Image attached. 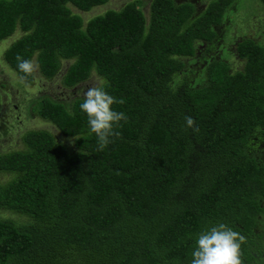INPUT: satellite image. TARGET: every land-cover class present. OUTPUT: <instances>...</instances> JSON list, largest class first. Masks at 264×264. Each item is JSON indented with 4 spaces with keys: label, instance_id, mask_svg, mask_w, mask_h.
Returning a JSON list of instances; mask_svg holds the SVG:
<instances>
[{
    "label": "trees",
    "instance_id": "trees-1",
    "mask_svg": "<svg viewBox=\"0 0 264 264\" xmlns=\"http://www.w3.org/2000/svg\"><path fill=\"white\" fill-rule=\"evenodd\" d=\"M106 1L0 0V40L19 32L1 61L20 82L33 73L19 70L18 55L45 79L68 60L63 87L94 73L128 117L100 151L84 98L36 99L31 112L72 143L30 129L23 148L0 153L11 175L0 183V264H191L198 235L219 224L244 236L242 264H264V34L234 32L232 55H210L241 0H208L198 12L150 0L147 17L130 0L85 21L69 8ZM189 61L204 63L199 73L182 71Z\"/></svg>",
    "mask_w": 264,
    "mask_h": 264
},
{
    "label": "rangeland",
    "instance_id": "rangeland-1",
    "mask_svg": "<svg viewBox=\"0 0 264 264\" xmlns=\"http://www.w3.org/2000/svg\"><path fill=\"white\" fill-rule=\"evenodd\" d=\"M128 1L130 0H107L104 4L93 6L86 12H81L73 6H69V8L72 13L77 14L85 21L93 15L103 13L107 9H119ZM149 1L136 0L137 8L143 12L145 17L148 14ZM174 1L192 2L198 12L204 8L208 0ZM258 10L259 7L256 0H241V3L238 4L231 3L229 11H225L221 24L216 27L220 34V39L215 44L216 48L210 55L216 58L226 54V51L231 53L233 42L239 39L238 34L260 40L264 31L260 29L259 24L257 25V20L260 22ZM239 23L243 25H238ZM228 29L231 30L228 31ZM234 32H238L237 37L233 35ZM18 35L19 32L15 31L10 36L0 40V84H3V87L0 86V153L23 148L20 134L30 129L46 130L54 136L56 141L71 145V138L61 136L51 123L38 117L34 112H31L30 108L36 99L43 95L53 100H61L66 105H69L70 100L74 97L84 98L83 92L89 87L97 86L99 78L94 73H91L86 80L77 83L72 88H65L60 83V77L70 61L63 60L57 73L50 79L39 76L37 70H35L31 83L20 82L17 76L10 72L1 61L2 52ZM223 46L224 48H222ZM229 59L234 62V65L237 64L236 58L233 56H229ZM203 64L202 61H189L182 68V71L189 72L188 70L190 69V72L196 70L199 73V69ZM10 176L6 172H0V183L9 180ZM2 216L22 218L7 212H3Z\"/></svg>",
    "mask_w": 264,
    "mask_h": 264
},
{
    "label": "clouds",
    "instance_id": "clouds-1",
    "mask_svg": "<svg viewBox=\"0 0 264 264\" xmlns=\"http://www.w3.org/2000/svg\"><path fill=\"white\" fill-rule=\"evenodd\" d=\"M18 68L25 75H31L36 66L30 59L17 56ZM83 102L80 110L87 116V122L92 133L97 137L98 150L102 151L110 143L112 137L120 133V121H127L128 117L123 112L113 110V104H123V98L117 99L110 95L101 86L89 87L83 92ZM186 128L199 132V127L191 116H185ZM245 238L239 232L225 224H219L201 232L192 251L191 264H242L241 245Z\"/></svg>",
    "mask_w": 264,
    "mask_h": 264
}]
</instances>
